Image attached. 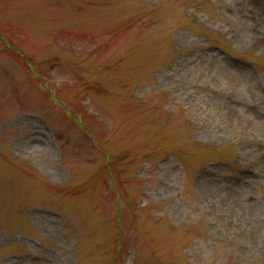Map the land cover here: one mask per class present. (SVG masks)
<instances>
[{
  "label": "rangeland",
  "instance_id": "1",
  "mask_svg": "<svg viewBox=\"0 0 264 264\" xmlns=\"http://www.w3.org/2000/svg\"><path fill=\"white\" fill-rule=\"evenodd\" d=\"M0 260L264 264V0H0Z\"/></svg>",
  "mask_w": 264,
  "mask_h": 264
}]
</instances>
